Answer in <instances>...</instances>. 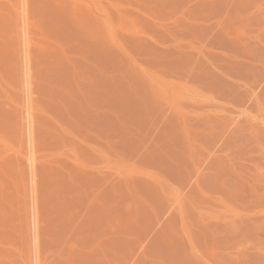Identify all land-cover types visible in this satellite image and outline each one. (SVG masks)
I'll list each match as a JSON object with an SVG mask.
<instances>
[{"label": "rangeland", "instance_id": "374dc122", "mask_svg": "<svg viewBox=\"0 0 264 264\" xmlns=\"http://www.w3.org/2000/svg\"><path fill=\"white\" fill-rule=\"evenodd\" d=\"M0 264H264V0H0Z\"/></svg>", "mask_w": 264, "mask_h": 264}, {"label": "bare ground", "instance_id": "6f19581e", "mask_svg": "<svg viewBox=\"0 0 264 264\" xmlns=\"http://www.w3.org/2000/svg\"><path fill=\"white\" fill-rule=\"evenodd\" d=\"M24 53V52H23Z\"/></svg>", "mask_w": 264, "mask_h": 264}]
</instances>
